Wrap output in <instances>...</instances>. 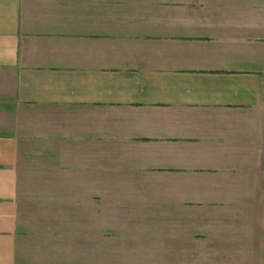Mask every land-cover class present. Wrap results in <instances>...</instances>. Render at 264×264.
<instances>
[{
	"label": "crops",
	"instance_id": "crops-1",
	"mask_svg": "<svg viewBox=\"0 0 264 264\" xmlns=\"http://www.w3.org/2000/svg\"><path fill=\"white\" fill-rule=\"evenodd\" d=\"M0 80V264H63L24 255L50 174L87 185L70 264L121 230L96 198L167 264H264V0H0Z\"/></svg>",
	"mask_w": 264,
	"mask_h": 264
},
{
	"label": "rangeland",
	"instance_id": "rangeland-1",
	"mask_svg": "<svg viewBox=\"0 0 264 264\" xmlns=\"http://www.w3.org/2000/svg\"><path fill=\"white\" fill-rule=\"evenodd\" d=\"M0 83L3 81L0 80ZM73 178L77 179L66 174H50L43 178L44 183L38 180L34 183L31 180V183L22 185L19 217L27 231L24 254L27 260L32 256L33 259L37 258L33 261L41 259L49 263L51 259L56 258L63 264H70L76 262L74 259L86 256L85 243L81 246L80 243L78 245L73 243L69 227L75 224L81 226L82 215L78 214L80 209L86 207L87 185L75 184L72 182ZM93 203L95 229L103 223L101 218L99 219L102 211L108 209L111 211V227L121 228L120 231H111L110 235L105 232L110 238L108 242L107 240L103 242L100 237L105 233H95V250L94 254H91L95 255L96 264L102 260L103 255L105 257L109 255L110 264H167L165 261L171 252L167 245L175 233L165 230L138 232L133 222H130L131 218L123 217L118 220L119 206L116 205L118 201H114L111 208L103 207L100 198H96ZM157 218L158 223L167 222L166 215ZM82 219L85 220V216ZM91 221L89 220V225ZM77 240H81V237L77 236ZM181 252L175 254L182 255Z\"/></svg>",
	"mask_w": 264,
	"mask_h": 264
}]
</instances>
